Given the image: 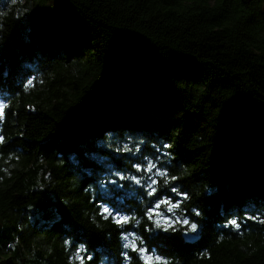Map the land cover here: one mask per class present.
Returning <instances> with one entry per match:
<instances>
[{
    "label": "trees",
    "instance_id": "obj_1",
    "mask_svg": "<svg viewBox=\"0 0 264 264\" xmlns=\"http://www.w3.org/2000/svg\"><path fill=\"white\" fill-rule=\"evenodd\" d=\"M0 102V264H120V232L142 227L83 216L136 207L133 191L84 192L106 131L147 138L135 174L147 155L153 200L210 188L196 243L172 227L153 242L166 260L264 264V0H17L0 19Z\"/></svg>",
    "mask_w": 264,
    "mask_h": 264
},
{
    "label": "clouds",
    "instance_id": "obj_2",
    "mask_svg": "<svg viewBox=\"0 0 264 264\" xmlns=\"http://www.w3.org/2000/svg\"><path fill=\"white\" fill-rule=\"evenodd\" d=\"M0 3L3 4L2 10H0V19H2L14 11L17 0H0ZM147 143L145 137H133L127 133L117 134L113 131H106L102 137L94 141L92 149H87L84 152L85 158L95 165V170H86L91 182L84 188V192L90 195L92 199L95 200L101 194L109 193L113 187L137 193L135 198L136 207L126 215L117 214V216H113V210L106 203L97 204L100 209L99 212H83V216L97 229H101L104 226L102 222L108 221L110 217L112 218V224L117 225L118 228H122L125 224H131L133 229H141L142 227V232L139 233L133 231L120 232V264H172L171 260H166L159 253V248L153 243L154 241L177 239L174 235H164L169 231L166 224L173 223L174 226L171 228V232H180L184 243L192 242L189 239V234L197 233L206 224L205 213L193 201L194 197L210 192L207 184L203 185L202 191L200 189L188 190L183 194L179 187L171 189L177 196H182L180 201L172 205L174 215L178 219L169 221L165 212L160 211L163 206L161 201L152 199L157 189L152 184L142 183L141 178L135 174L140 170L139 165L135 162L136 158L140 157L141 149ZM142 158L148 161V170L154 167L147 155ZM188 175H190L188 169L182 167L180 173L171 177V180L182 179ZM165 177V185H167L169 183L167 174H165ZM51 198L56 199L55 193L51 194ZM168 199L169 204H171V199ZM65 203L67 204L68 201L65 200ZM111 235V233H108L109 238ZM130 236H134L135 241L139 244L136 249L138 253L136 257L130 254L132 247L128 243ZM219 239L223 240V236ZM67 243L68 241H65V244ZM149 247L151 248V255L148 252ZM47 252L51 254L52 249L49 247ZM141 252H143V255H140ZM99 264H110V258L103 257ZM177 264H179L178 261Z\"/></svg>",
    "mask_w": 264,
    "mask_h": 264
},
{
    "label": "rangeland",
    "instance_id": "obj_3",
    "mask_svg": "<svg viewBox=\"0 0 264 264\" xmlns=\"http://www.w3.org/2000/svg\"><path fill=\"white\" fill-rule=\"evenodd\" d=\"M0 104L4 105L3 102H0ZM152 165H154V164H152ZM139 169H141V167ZM148 169H149V165L143 170L142 183L152 184L153 187L155 188V185L157 183V180L155 178V174H156L155 166L151 167L150 170H148ZM157 175H160V173H157ZM153 182H155V183H153ZM161 203H162L163 206L160 208V211L161 212H165L167 220L173 221L175 219H178V217L174 215V212L172 210V205H175L176 204L175 202H172L171 204H169V200L164 198L161 201ZM173 226H174L173 223H167L166 224L167 228H170V227H173ZM133 243H134V239H130V245H133Z\"/></svg>",
    "mask_w": 264,
    "mask_h": 264
},
{
    "label": "water",
    "instance_id": "obj_4",
    "mask_svg": "<svg viewBox=\"0 0 264 264\" xmlns=\"http://www.w3.org/2000/svg\"><path fill=\"white\" fill-rule=\"evenodd\" d=\"M189 239H190V241H192V242H189V243H196L200 239V236L196 235L195 233H190L189 234Z\"/></svg>",
    "mask_w": 264,
    "mask_h": 264
},
{
    "label": "snow or ice",
    "instance_id": "obj_5",
    "mask_svg": "<svg viewBox=\"0 0 264 264\" xmlns=\"http://www.w3.org/2000/svg\"><path fill=\"white\" fill-rule=\"evenodd\" d=\"M4 107L3 104H0V109H2ZM233 223H235V221H233Z\"/></svg>",
    "mask_w": 264,
    "mask_h": 264
}]
</instances>
